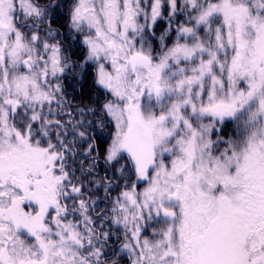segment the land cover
I'll return each mask as SVG.
<instances>
[{
	"label": "snow or ice",
	"instance_id": "1",
	"mask_svg": "<svg viewBox=\"0 0 264 264\" xmlns=\"http://www.w3.org/2000/svg\"><path fill=\"white\" fill-rule=\"evenodd\" d=\"M0 264H264V0H0Z\"/></svg>",
	"mask_w": 264,
	"mask_h": 264
},
{
	"label": "rangeland",
	"instance_id": "2",
	"mask_svg": "<svg viewBox=\"0 0 264 264\" xmlns=\"http://www.w3.org/2000/svg\"><path fill=\"white\" fill-rule=\"evenodd\" d=\"M86 88H87V85H85V90H86Z\"/></svg>",
	"mask_w": 264,
	"mask_h": 264
}]
</instances>
